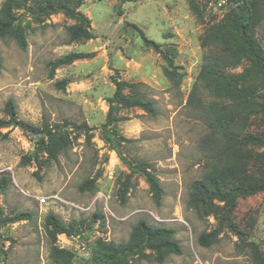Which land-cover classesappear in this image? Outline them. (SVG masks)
<instances>
[{
    "label": "rangeland",
    "instance_id": "obj_1",
    "mask_svg": "<svg viewBox=\"0 0 264 264\" xmlns=\"http://www.w3.org/2000/svg\"><path fill=\"white\" fill-rule=\"evenodd\" d=\"M122 1L83 0L78 11L89 20V40L68 43L67 28L76 22L61 13L35 21L17 11L25 24L26 50H19L10 38L0 41V122H7L4 106L12 100L24 127L54 128L66 121L90 128L86 134L71 132V145L54 161L43 154L27 161L34 151V137L27 129L0 128V178L9 180L0 193V264H49L51 242L43 227L48 213L64 225L84 222L81 233L72 234L79 239L64 244L74 254L71 264H84L97 238L125 242L139 220L174 230L181 254L168 256L162 264H253L249 243L264 259V192L237 198L228 221L222 203L214 201L207 216L197 215L187 205L192 182L218 164L211 159L215 137L209 125L214 112L235 115L240 110L237 101L210 93L198 79L200 71L214 62L224 64L217 70L228 76L251 67L244 57L236 65H226L229 57L223 46L204 43L234 4L217 9L208 0ZM254 1L253 37L264 50V0ZM132 26L172 59L177 78L166 76L165 61L142 44ZM70 53L87 57L58 66L50 78L47 64ZM111 76L143 84L140 91L153 103L155 116L137 108H118L106 126ZM59 81L65 82L63 89L56 87ZM249 83L256 88L254 96H259L264 73L254 69ZM105 128L129 140L120 147L128 162L150 166L163 191L159 204L152 200L144 178L130 174L109 149L102 137ZM244 130L264 132V116L249 115ZM250 150L253 155L263 151ZM262 173L264 167L252 161L248 174ZM94 176V191L80 192L82 182ZM23 213L30 219L12 221ZM94 213L100 217L88 225ZM227 222L235 232L226 227ZM215 230V243L207 247L197 243L201 234ZM88 239L89 250L84 253L77 243ZM126 264L157 263L151 257H134Z\"/></svg>",
    "mask_w": 264,
    "mask_h": 264
},
{
    "label": "trees",
    "instance_id": "obj_2",
    "mask_svg": "<svg viewBox=\"0 0 264 264\" xmlns=\"http://www.w3.org/2000/svg\"><path fill=\"white\" fill-rule=\"evenodd\" d=\"M131 1V0H123ZM234 4L230 13L220 26L210 29L204 43H220L223 50L227 52L229 61L226 65H236L242 57L247 58L251 67L243 73L228 76L217 70L221 64L214 62L203 66L198 76L204 87L218 99H229L237 101L240 110L234 114L223 111L214 112V119L209 125L212 135L215 137L211 147V159L218 163L208 171L201 179L195 180L190 185V193L187 205L199 216H207L211 213L213 202L223 204L225 220L228 221L231 210L235 206L237 198H243L258 192H264V174L253 177L248 174V168L253 161L255 165L264 167V132L259 135L246 132L245 125L249 115L261 114L264 116V86L259 96L255 97L256 88L250 82V75L255 70L264 73V50L258 45L253 37V27L256 21V4L254 0H229ZM83 0H3L0 3V41L10 38L21 51L26 50L25 24L15 13L21 11L22 16H28L37 21L40 17H48L54 13H61L65 18L71 19L76 24L67 28L68 43L92 38L89 20L78 11ZM136 31L142 44L165 61L167 65L166 76L174 80L177 78L173 61L152 40L145 37L144 33L137 27ZM85 54L70 53L47 64L49 77L58 66L68 65L76 60L86 58ZM215 64V65H214ZM223 67V66H222ZM2 70V59L0 55V73ZM110 82L113 91L106 99L108 107L106 115V126L112 121V114L118 108H137L150 117L156 112L153 103L140 91L141 83H128L111 76ZM64 81L56 83L58 89H63ZM127 90L125 94L124 91ZM194 92V90H193ZM192 96L193 105L196 106L197 99ZM4 114L7 122H0V128L16 127L34 137V151L26 158L31 161L43 154L49 160H56L57 156L71 145V132L87 133L90 128L86 124L76 126L63 121L60 126L51 128L43 125L40 128L31 126L24 127L17 120L16 109L12 100H8L4 106ZM102 137L115 154L119 161L128 169L130 174L144 178L149 192L155 204H159L163 191L158 179L152 174L150 166L144 162L132 164L128 162L120 151V147L129 142L126 138L118 135L114 130L104 129ZM250 149H263L259 154L253 155ZM97 176L85 179L78 187L80 192H92L95 189ZM9 180L0 178V193L4 192ZM28 213L20 214L12 219L13 222L29 220ZM100 214L94 213L90 219L93 224ZM82 221L64 225L60 219L52 213L44 217V231L46 232L51 248L48 254L49 264H71L74 258L73 252L60 249L55 244L57 235L70 236L81 233ZM226 227L235 232L231 222ZM77 227V228H75ZM217 230L208 234H201L197 243L207 247L216 241ZM173 229L162 226H151L144 220H139L131 229L125 242L112 244L105 242L103 238H97L92 244L89 257L84 264H126L128 259H146L151 257L157 264H162L170 255H180L181 248L175 240ZM252 255L253 264H264L256 245H247Z\"/></svg>",
    "mask_w": 264,
    "mask_h": 264
},
{
    "label": "built area",
    "instance_id": "obj_3",
    "mask_svg": "<svg viewBox=\"0 0 264 264\" xmlns=\"http://www.w3.org/2000/svg\"><path fill=\"white\" fill-rule=\"evenodd\" d=\"M209 1V5L214 7V8H217V9H223V8H227L230 6V4L232 2H230L229 0H208ZM41 202H43V200H41ZM97 236H99L98 234H96ZM79 239V236H67L65 234H60V235H57V247L60 248V249H64V244H68L69 242H71V240H74V239ZM79 244L77 243V245L79 246V248H81V251H83L85 253V251H88L89 248H88V243L90 242V240H79ZM85 242V243H84Z\"/></svg>",
    "mask_w": 264,
    "mask_h": 264
}]
</instances>
